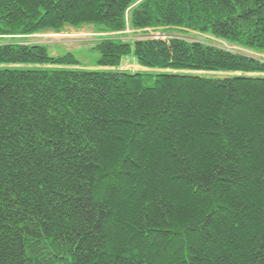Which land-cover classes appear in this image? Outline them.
<instances>
[{"label": "trees", "instance_id": "16d2710c", "mask_svg": "<svg viewBox=\"0 0 264 264\" xmlns=\"http://www.w3.org/2000/svg\"><path fill=\"white\" fill-rule=\"evenodd\" d=\"M189 33L264 54V0H0V264H264V57Z\"/></svg>", "mask_w": 264, "mask_h": 264}, {"label": "rangeland", "instance_id": "374dc122", "mask_svg": "<svg viewBox=\"0 0 264 264\" xmlns=\"http://www.w3.org/2000/svg\"><path fill=\"white\" fill-rule=\"evenodd\" d=\"M178 36L179 34H174ZM121 36H126L123 39H138V38H149V37H159L164 35H160V33L155 32L154 30L147 31H135L127 28L125 32ZM201 37L202 40H206L208 42L227 48L242 51L253 55L258 58H263L264 54L255 53L253 51L241 49L239 47L228 44L223 40L216 39L209 35H198L194 33H189L188 36H185L190 39H195ZM204 36V37H203ZM101 37V34L96 32V28L93 25L82 26L80 28L66 27L65 30L61 32H45L38 33L32 35L29 40L30 42L36 43H45L50 46V50L53 55H58L61 52L69 51L73 52L80 62V67L86 69H98L96 66V61L99 57V53L96 51H92V42L94 39ZM121 69L126 70L128 72H136L140 70H148L147 68L141 67L137 64L136 60L133 56H129L123 59ZM223 75V74H220Z\"/></svg>", "mask_w": 264, "mask_h": 264}]
</instances>
